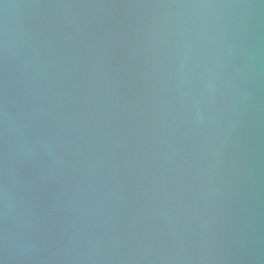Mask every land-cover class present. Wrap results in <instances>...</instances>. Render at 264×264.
<instances>
[{"label": "water", "instance_id": "95a60500", "mask_svg": "<svg viewBox=\"0 0 264 264\" xmlns=\"http://www.w3.org/2000/svg\"><path fill=\"white\" fill-rule=\"evenodd\" d=\"M0 264H264V0H0Z\"/></svg>", "mask_w": 264, "mask_h": 264}]
</instances>
